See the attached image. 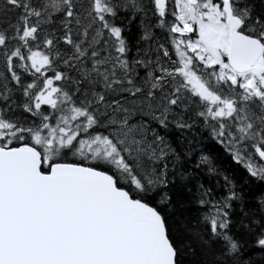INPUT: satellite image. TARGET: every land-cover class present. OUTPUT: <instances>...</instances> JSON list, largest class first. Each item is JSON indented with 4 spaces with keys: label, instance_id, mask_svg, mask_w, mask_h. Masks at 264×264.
Masks as SVG:
<instances>
[{
    "label": "snow or ice",
    "instance_id": "obj_1",
    "mask_svg": "<svg viewBox=\"0 0 264 264\" xmlns=\"http://www.w3.org/2000/svg\"><path fill=\"white\" fill-rule=\"evenodd\" d=\"M209 138L239 183L195 155ZM255 248L264 0H0V264H254Z\"/></svg>",
    "mask_w": 264,
    "mask_h": 264
},
{
    "label": "trees",
    "instance_id": "obj_2",
    "mask_svg": "<svg viewBox=\"0 0 264 264\" xmlns=\"http://www.w3.org/2000/svg\"><path fill=\"white\" fill-rule=\"evenodd\" d=\"M169 138L172 139L173 137ZM199 149H203L206 154L214 157L218 167L235 175L238 183L247 175L245 170L234 161H231V157L222 149V147L210 138L201 142L195 155H199ZM195 155L192 158L193 160L195 159ZM203 179L207 183H214V181H209L206 176H204ZM246 255L252 257L254 264H264V252H261L260 249H249Z\"/></svg>",
    "mask_w": 264,
    "mask_h": 264
},
{
    "label": "flooded vegetation",
    "instance_id": "obj_3",
    "mask_svg": "<svg viewBox=\"0 0 264 264\" xmlns=\"http://www.w3.org/2000/svg\"><path fill=\"white\" fill-rule=\"evenodd\" d=\"M222 147V146H221ZM223 149V148H222ZM224 150V149H223ZM242 168V167H241ZM243 169V168H242Z\"/></svg>",
    "mask_w": 264,
    "mask_h": 264
}]
</instances>
